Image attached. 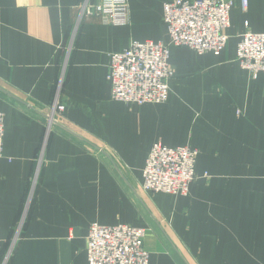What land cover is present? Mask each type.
Returning a JSON list of instances; mask_svg holds the SVG:
<instances>
[{"label": "crops", "instance_id": "crops-1", "mask_svg": "<svg viewBox=\"0 0 264 264\" xmlns=\"http://www.w3.org/2000/svg\"><path fill=\"white\" fill-rule=\"evenodd\" d=\"M85 1L0 0V264H88L94 222L146 227L150 264H264V73L237 61L240 36L264 33V0H236L219 55L172 47L168 100L142 105L113 99L111 54L169 41V0H128L127 25ZM156 142L199 150L188 195L144 189Z\"/></svg>", "mask_w": 264, "mask_h": 264}, {"label": "built area", "instance_id": "built-area-1", "mask_svg": "<svg viewBox=\"0 0 264 264\" xmlns=\"http://www.w3.org/2000/svg\"><path fill=\"white\" fill-rule=\"evenodd\" d=\"M243 10L248 0H240ZM236 0H169L164 4L163 21L169 41H132L122 51L111 54L108 79L112 97L127 104L163 103L168 100L174 70L170 49L185 46L198 54L216 55L226 48L231 25V10ZM87 14L98 13L113 25L130 23L128 0H86L82 6ZM248 25V23L246 22ZM237 61L250 72H264V33L246 31L237 46ZM64 76L46 117L45 142L59 124L66 110L61 100ZM5 113L0 111V157L4 152ZM199 150L190 146L171 147L156 142L152 146L143 172L146 191L187 195L196 175ZM146 227L127 223L91 224L87 237L88 264H150L145 246ZM10 251L8 254V258ZM5 264V262L3 263Z\"/></svg>", "mask_w": 264, "mask_h": 264}, {"label": "rangeland", "instance_id": "rangeland-1", "mask_svg": "<svg viewBox=\"0 0 264 264\" xmlns=\"http://www.w3.org/2000/svg\"><path fill=\"white\" fill-rule=\"evenodd\" d=\"M163 16H164V15H163ZM134 41H135V40H134ZM137 41H139V40H137ZM157 42H158V41H157ZM167 42H168V41H167ZM173 47H174V46H173ZM171 48H172V47H171ZM170 50H171V49H170ZM248 71H249V70H248ZM260 72H261V71H260ZM263 73H264V72H263ZM59 81H60V80H59ZM58 84H60V83H58ZM63 84H64V83H63ZM58 87H59V85L57 86V88H58ZM61 88L63 89V85L61 86ZM54 99H55V98H54ZM47 112H48V111H47ZM47 112H46V114H47ZM46 114H45V120H46L45 123H46V125H48V119H47V117H46ZM63 114H64V113H63ZM56 125H57V124H56ZM56 125H54V127H55ZM163 144H164V143H163ZM153 145H154V144H153ZM165 145H166V144H165ZM168 146H169V145H168ZM185 146H187V145H185ZM171 147H177V146H171ZM151 149H152V148H151ZM148 157H149V156H148ZM146 162H147V161H146ZM196 163H197V162H196ZM145 166H146V164H145ZM144 168H145V167H144ZM143 172H144V169H143ZM195 178H196V175H195ZM195 178H194V179H195ZM192 182H193V181H192ZM192 182H191V183H192ZM190 187H191V185H190ZM189 193H190V190H189ZM189 193H188V194H189ZM188 194H187V195H188ZM149 262H150V260H149Z\"/></svg>", "mask_w": 264, "mask_h": 264}]
</instances>
